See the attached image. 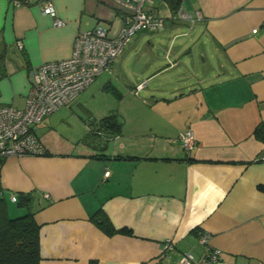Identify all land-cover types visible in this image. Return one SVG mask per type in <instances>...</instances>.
Segmentation results:
<instances>
[{
    "label": "crops",
    "instance_id": "obj_1",
    "mask_svg": "<svg viewBox=\"0 0 264 264\" xmlns=\"http://www.w3.org/2000/svg\"><path fill=\"white\" fill-rule=\"evenodd\" d=\"M52 2L62 26L34 2L0 0V105L23 107L29 70L69 57L78 31L101 25L115 35L123 23L110 0ZM179 6L201 19H176L167 0H152L164 28L137 32L105 73L101 89L118 99L117 133L94 120L77 136L57 134L52 114L84 107L70 102L34 127L45 154L0 157L9 214L25 212L11 194L32 195L39 264H181L182 254L196 261L209 248L223 264H264V141L254 133L264 126V0ZM148 36L157 55L146 50ZM194 42L211 50V70L193 71L194 58L207 62L204 51L194 57ZM185 129L194 132L191 150L178 139ZM101 214L130 233L105 234Z\"/></svg>",
    "mask_w": 264,
    "mask_h": 264
},
{
    "label": "built area",
    "instance_id": "obj_2",
    "mask_svg": "<svg viewBox=\"0 0 264 264\" xmlns=\"http://www.w3.org/2000/svg\"><path fill=\"white\" fill-rule=\"evenodd\" d=\"M14 6L34 2L42 12L54 17L53 25L62 26L52 0H8ZM122 15L123 23L115 35L106 27L96 25L87 30H80L74 36L69 57L43 62L29 70V86L24 106L0 105V157L38 156L46 150L34 133V127L43 118L73 101L101 74L109 73L114 60L130 39L139 31L156 32L164 28L163 18L149 12L152 0H110ZM179 20L190 24L201 19L200 11L187 12L179 6L173 14ZM21 46V43L19 42ZM1 80V74H0ZM178 139L185 150L196 145L194 132L185 129ZM264 160V157H261ZM48 197V194H44ZM15 202V194L10 195ZM206 242L207 234L200 235ZM168 251L173 249L168 244ZM181 264H223L220 250L209 248L206 253L194 260L187 252L180 257Z\"/></svg>",
    "mask_w": 264,
    "mask_h": 264
},
{
    "label": "trees",
    "instance_id": "obj_3",
    "mask_svg": "<svg viewBox=\"0 0 264 264\" xmlns=\"http://www.w3.org/2000/svg\"><path fill=\"white\" fill-rule=\"evenodd\" d=\"M173 12L178 8L180 0H167ZM99 127L115 134L119 131L121 123L116 114L111 113L102 117ZM255 135L264 141V126L255 127ZM87 139V137H86ZM18 208L25 209L21 215L12 216L7 209L6 200L0 195V264H39L40 243L39 226L34 220L31 208L32 195L19 193L15 201ZM98 227L107 235L118 232L130 233L128 229H116L110 220L101 214L96 217Z\"/></svg>",
    "mask_w": 264,
    "mask_h": 264
},
{
    "label": "rangeland",
    "instance_id": "obj_4",
    "mask_svg": "<svg viewBox=\"0 0 264 264\" xmlns=\"http://www.w3.org/2000/svg\"><path fill=\"white\" fill-rule=\"evenodd\" d=\"M151 38H152L151 36H148L145 41L146 45L149 46L146 48V50L149 52V50L152 49L154 55H157L158 48L153 49L151 47V45L153 44ZM149 40L151 42L147 44V41ZM202 51L205 52V55L207 57L206 66L201 67L200 63H198L199 62L198 59L194 58L192 61L193 71L201 70L202 68L205 69L206 67L209 70H211L212 67L215 66V59L212 58L211 56V50L207 46L203 45L201 42L194 44V47H193L194 57H197V54L200 55ZM201 61H204V60H201ZM104 77H105V74L99 75L94 80L93 83H91L84 91H82L77 96L75 100L71 101V105L79 102L84 107H80L79 106L80 104H77L73 108H70V107L62 108L61 107L62 109L60 110L58 109L59 111L57 113L55 114L51 113L52 114L51 116L52 125L57 134L59 133L63 137H66V138L70 136L74 137V136L79 135L80 131L83 128L82 127L83 123H85V121L87 122L89 121L91 123L94 120H96L99 122V120L102 117L108 114H111V113L118 114L117 113L118 99L110 91H105L101 89L102 87L101 82L103 81ZM183 81L184 80H181L180 78L176 79V83H178V85H180V87H182V89L185 90L187 89L186 88L187 86L183 84ZM186 81H189V79H187ZM193 81H194V78H193ZM116 83H117L116 88L119 90L120 93L124 94L127 92V89L125 90L124 85H123L125 83V80H120L119 82H116ZM140 96L142 97L141 94ZM87 133L89 134V136H87V139L91 140L94 135L91 132H87ZM52 135L56 137V134L54 132H52Z\"/></svg>",
    "mask_w": 264,
    "mask_h": 264
},
{
    "label": "water",
    "instance_id": "obj_5",
    "mask_svg": "<svg viewBox=\"0 0 264 264\" xmlns=\"http://www.w3.org/2000/svg\"><path fill=\"white\" fill-rule=\"evenodd\" d=\"M96 220H97V221H100V219H99V218H97Z\"/></svg>",
    "mask_w": 264,
    "mask_h": 264
}]
</instances>
